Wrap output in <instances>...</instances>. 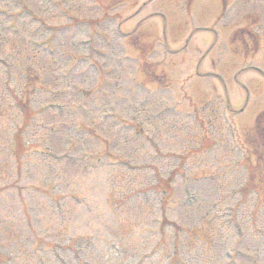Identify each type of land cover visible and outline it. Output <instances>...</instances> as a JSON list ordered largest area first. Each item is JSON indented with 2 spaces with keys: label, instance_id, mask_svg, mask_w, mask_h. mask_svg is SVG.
<instances>
[{
  "label": "rangeland",
  "instance_id": "obj_1",
  "mask_svg": "<svg viewBox=\"0 0 264 264\" xmlns=\"http://www.w3.org/2000/svg\"><path fill=\"white\" fill-rule=\"evenodd\" d=\"M104 2L0 0V264H264V131L251 125L264 43L253 54L243 33L227 41L257 28L250 14L264 19V0H236L226 19L221 0H199L193 24L152 1L131 19L134 35L94 61L98 76L90 25L77 33L40 4L96 19ZM206 52L207 79L187 78ZM226 91L234 107L249 92L247 111L225 114Z\"/></svg>",
  "mask_w": 264,
  "mask_h": 264
}]
</instances>
